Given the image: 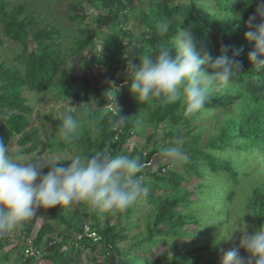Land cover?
I'll return each mask as SVG.
<instances>
[{
  "label": "trees",
  "instance_id": "trees-1",
  "mask_svg": "<svg viewBox=\"0 0 264 264\" xmlns=\"http://www.w3.org/2000/svg\"><path fill=\"white\" fill-rule=\"evenodd\" d=\"M141 1L142 5L131 7L126 0H79L81 4L91 5L94 12L70 15L79 24V35L75 34L73 41L66 45L67 56L81 55L87 48L91 51L80 56V72L69 69L61 89L66 95L76 89L82 90L88 100L93 91L99 96L101 108L84 109V130L76 141V147L89 157L93 152L108 147L115 156L121 154L127 138L134 134L144 136L149 127L153 133L147 135V150L137 149L131 156L144 165V186L169 189L157 201L156 209L149 213L147 235L143 238L120 247L117 243L125 236L122 231L128 225L121 226L120 222H115L94 227L101 235L99 244H94L93 238L88 236L80 239L83 245L93 249L100 247L104 254L114 250L118 255L135 256L139 250L146 254L152 245L164 241L160 236L162 233L179 236L187 233L181 229L182 224L192 221L198 224L199 215L185 209L191 201L192 191L184 187L182 181L201 179L208 170L215 174L226 171L230 173L228 181L235 185L246 174L244 169L249 167L248 162H255V165L264 163V69L253 68L248 53L253 50L254 41L247 40L244 35L248 30L245 21L256 8L255 0L251 4V0ZM25 10L24 1L0 0V25L4 33L23 44L22 51L14 56L15 65L0 63V140L6 144L15 135H21L20 143L32 141V136L24 134L33 111L24 90L27 88L40 93L49 90L65 65L62 50L56 47L60 38L59 27L51 23L31 30L33 18L22 16ZM123 13L140 21L141 32L136 33L127 27L126 22L123 23ZM114 15L118 23L110 24ZM165 21L170 25L169 32L161 35L157 25ZM179 27L191 28L201 46L213 56L220 55L222 45L228 47L229 55L241 49L236 57L242 65L241 73L228 89L214 92L205 110L192 118L183 116L181 101L170 105L138 101L129 91L126 71L128 60L138 62L136 59L142 55L155 54L160 47L170 46ZM104 28L109 31L110 39L98 41V33ZM92 68H98L99 74L103 75L100 86L93 85ZM113 86L118 89L115 98L120 108L115 118H125L122 127L116 131L112 127L115 109L108 106L110 101L105 94ZM6 113L11 114L10 118ZM204 118L214 121V127L205 138V126L201 123ZM177 140L183 142L182 147L188 157V162L179 168L162 162L158 156L162 145L174 144ZM45 146L59 149L72 145L57 138ZM36 147L37 143L31 142L24 150L29 152ZM259 180L263 181L262 186L251 188L243 185L241 189L245 190L246 201L260 227L264 224V170L260 171ZM204 184L200 181L198 186ZM195 191L201 192L197 188ZM154 198L151 195L148 200ZM180 205H183L181 209L178 208ZM56 216L59 222L67 223L64 214ZM75 226L76 232L81 231L77 223ZM45 234L46 228L42 226L34 245H39ZM174 245L178 246L177 243ZM3 246L0 238V248ZM61 252L59 249L55 255ZM33 256L27 260H33ZM52 256L47 254L45 257L57 262V257ZM171 262L190 263L179 252L172 254ZM156 264L164 263L160 259Z\"/></svg>",
  "mask_w": 264,
  "mask_h": 264
},
{
  "label": "rangeland",
  "instance_id": "rangeland-1",
  "mask_svg": "<svg viewBox=\"0 0 264 264\" xmlns=\"http://www.w3.org/2000/svg\"><path fill=\"white\" fill-rule=\"evenodd\" d=\"M20 1L26 3V10L22 16L27 15L33 18L31 30L50 26L51 23L59 27L60 38L56 47L62 50L65 65L63 71L55 78V84L49 90L41 93L27 88L24 90V95L33 108L30 115V124L25 129L24 134L32 136L33 139L26 143H20L19 138L21 135H15L9 145L12 149L19 148L28 156L34 153H38L41 157L53 153L68 156L71 155L72 146L52 149V147L45 145L59 138L60 123L56 121L61 122L63 113L69 108H71L74 115L81 119L80 134L84 130L82 121L85 105L92 103V109H101L98 101L99 96L93 91L90 100H88L82 90L76 89L66 95L61 89L64 80L67 79L69 69L80 72V56L91 51L90 48H87L81 55L67 56L68 49L66 45L73 41L75 34L79 35V24L73 21L70 15L93 13L94 8L89 4L79 3V0H14L16 3ZM126 1L130 2L131 7L142 5L141 0ZM122 20L123 23L126 22L129 29H133L136 33L141 32L140 21L136 17H127L123 13ZM116 23H118V18L114 15L110 24ZM93 28L95 29V27ZM104 29L103 32L98 33V41L110 39L109 31L106 28ZM0 40L2 41L0 44V63L15 65L14 56L22 51L23 44L7 36L1 25ZM98 70V68H92L91 77L93 85L100 86L103 75L99 74ZM106 99L110 101L108 106L115 109V105L110 98L106 96ZM93 100L96 101L98 108L92 102ZM115 104L120 112L116 98ZM201 123L202 126H205L203 132L205 138L207 132L214 127V121L204 118ZM150 133H153V129L147 127L144 136L134 134L127 138L121 154L131 156L132 152H136L137 149L146 151L147 135ZM31 142L37 143L36 149L29 152L25 151L24 149L30 146ZM248 164L249 167L244 169L246 174L235 185L228 181L230 173L226 171H222V174H215L208 170L201 179L193 178L182 181V185L192 191L191 201L185 209L197 213L200 222L196 224L192 221L182 224L181 229L187 231V233L179 236L164 235L162 233L160 236L164 241L152 245L146 254H143L140 250V253L137 252L135 256H126L123 253L118 255L116 250L104 254L101 252L100 247L93 249L92 246L83 245L80 242L79 235L88 225L99 228L104 224L120 222L121 226L128 225L122 231L125 236L117 243L120 247H125L143 238L147 235L146 226L149 213L156 209L157 201L164 196L165 191L169 190L166 188L157 189L153 186H145L146 196L134 202L126 211L116 214H98L91 211L86 204H76L67 210L59 205L49 209H37L32 220L26 222L22 228L11 231L7 236L1 238L4 246L0 248V264H135L137 261L139 264H156L157 260L160 259L163 260L164 264H172L171 256L174 252H179L187 257L189 264H221L223 253L238 243L239 233H234L233 237L228 240L221 239L222 237L233 231L242 230L243 223L249 232L259 227L249 203L246 201L245 190L241 189V186L251 188L256 185L262 186L263 181L259 180V173L264 170V163L255 165V162H248ZM176 167L179 168V166ZM47 170L45 168L43 171L47 172ZM200 181L205 183L201 187L198 186ZM196 188L200 189L201 192L195 191ZM151 195L155 198L148 200ZM182 207L183 205H180L178 208L181 209ZM58 213L65 215L66 224L59 222L56 216ZM76 223L81 228L79 232H76ZM42 226L46 228L45 237L39 245H34ZM99 240L100 238H93V243L99 244ZM29 243H33L36 252L33 260L30 261L27 258L31 257L32 253L25 254ZM175 243L178 246L174 245ZM59 249L62 252L56 256L55 252ZM47 254H53L52 258L56 256L57 262L54 259L46 258ZM241 255L246 256L243 249H241Z\"/></svg>",
  "mask_w": 264,
  "mask_h": 264
},
{
  "label": "clouds",
  "instance_id": "clouds-1",
  "mask_svg": "<svg viewBox=\"0 0 264 264\" xmlns=\"http://www.w3.org/2000/svg\"><path fill=\"white\" fill-rule=\"evenodd\" d=\"M255 3L254 13L245 21L248 30L244 35L254 41L248 59L255 70H260L264 69V0ZM169 28L166 21L157 25L161 35ZM240 52L236 49L229 55L228 47L222 45L220 55L213 56L201 46L191 28L179 27L170 46L160 47L155 54H144L136 59L138 62L128 60L129 91L142 103L170 105L181 101L183 116L195 117L205 110L214 92L228 89L241 73L242 65L236 59ZM117 91L113 86L105 93L116 109L114 131L125 121L124 117L115 118L119 111L115 104ZM92 102L97 107L96 101ZM85 106V111H90L93 104ZM80 130L81 119L69 108L62 115L58 132L60 141L72 145L68 156H28L0 140V238L22 228L35 217L37 209L59 205L67 210L86 204L98 214H116L146 196L144 165L139 159L128 154L114 156L108 147L93 152L91 157L82 154L76 147ZM182 143L177 140L162 145L159 159L172 166L186 164L188 157ZM234 233H239L238 243L223 253L221 264H264V225L249 232L243 223L242 230L221 239H231ZM241 249L246 256L241 255Z\"/></svg>",
  "mask_w": 264,
  "mask_h": 264
},
{
  "label": "built area",
  "instance_id": "built-area-1",
  "mask_svg": "<svg viewBox=\"0 0 264 264\" xmlns=\"http://www.w3.org/2000/svg\"><path fill=\"white\" fill-rule=\"evenodd\" d=\"M84 235L91 237V238H95V239L101 238V235L98 232V230L91 225H88L85 229L82 230L81 234L79 235V238L80 239L83 238ZM30 253H32V254L36 253L33 243H29L28 246L26 247V253L25 254L29 255Z\"/></svg>",
  "mask_w": 264,
  "mask_h": 264
}]
</instances>
